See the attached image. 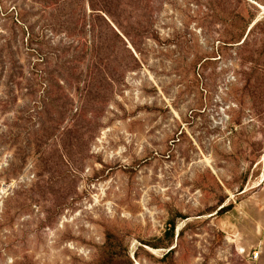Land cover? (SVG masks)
<instances>
[{
  "label": "rangeland",
  "instance_id": "374dc122",
  "mask_svg": "<svg viewBox=\"0 0 264 264\" xmlns=\"http://www.w3.org/2000/svg\"><path fill=\"white\" fill-rule=\"evenodd\" d=\"M260 5L0 0V264H264Z\"/></svg>",
  "mask_w": 264,
  "mask_h": 264
},
{
  "label": "trees",
  "instance_id": "16d2710c",
  "mask_svg": "<svg viewBox=\"0 0 264 264\" xmlns=\"http://www.w3.org/2000/svg\"><path fill=\"white\" fill-rule=\"evenodd\" d=\"M251 29H252V27H250L248 29V34L250 33ZM247 57H248V59H253V55L252 54H249ZM255 63L256 64L252 68L253 72L258 73L260 75L259 77L264 78V67H262V65H263L262 62L258 58L255 61ZM260 87H262V82H260V81H257V83L253 85L254 91H256L257 89H259ZM223 201L224 200H221V204L220 205L223 204ZM227 209H228V205H222V207H220V209L218 211H216V212L213 211V212H215V215H216V214H219V213H222V212L226 211ZM175 228H176L175 221L174 220H170L169 221V227L166 230V232L164 234V237L162 239V240L166 241L165 245H167V247H170V250L164 256L170 255L174 251V249H175V247H173V245H174V238H175V235H176L175 234ZM181 234H182V229L180 231H178L177 236L179 237ZM159 247H161V246H159V245L158 246L157 245L154 246V248H159ZM127 264H133V262L130 261Z\"/></svg>",
  "mask_w": 264,
  "mask_h": 264
},
{
  "label": "bare ground",
  "instance_id": "6f19581e",
  "mask_svg": "<svg viewBox=\"0 0 264 264\" xmlns=\"http://www.w3.org/2000/svg\"><path fill=\"white\" fill-rule=\"evenodd\" d=\"M260 8L264 9V6L263 5H260ZM264 178V177H263ZM262 180V179H261ZM261 180L259 182V184L261 183Z\"/></svg>",
  "mask_w": 264,
  "mask_h": 264
},
{
  "label": "water",
  "instance_id": "95a60500",
  "mask_svg": "<svg viewBox=\"0 0 264 264\" xmlns=\"http://www.w3.org/2000/svg\"><path fill=\"white\" fill-rule=\"evenodd\" d=\"M259 6V5H258Z\"/></svg>",
  "mask_w": 264,
  "mask_h": 264
}]
</instances>
